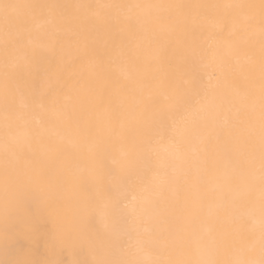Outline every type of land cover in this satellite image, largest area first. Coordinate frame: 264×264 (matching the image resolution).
<instances>
[{
	"label": "snow or ice",
	"instance_id": "6c2138e0",
	"mask_svg": "<svg viewBox=\"0 0 264 264\" xmlns=\"http://www.w3.org/2000/svg\"><path fill=\"white\" fill-rule=\"evenodd\" d=\"M0 264H264V0H0Z\"/></svg>",
	"mask_w": 264,
	"mask_h": 264
}]
</instances>
